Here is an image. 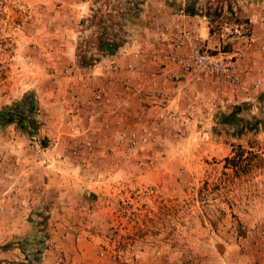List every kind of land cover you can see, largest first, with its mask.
Listing matches in <instances>:
<instances>
[{
  "label": "rangeland",
  "instance_id": "374dc122",
  "mask_svg": "<svg viewBox=\"0 0 264 264\" xmlns=\"http://www.w3.org/2000/svg\"><path fill=\"white\" fill-rule=\"evenodd\" d=\"M260 94L264 0H0V264H264Z\"/></svg>",
  "mask_w": 264,
  "mask_h": 264
},
{
  "label": "trees",
  "instance_id": "16d2710c",
  "mask_svg": "<svg viewBox=\"0 0 264 264\" xmlns=\"http://www.w3.org/2000/svg\"><path fill=\"white\" fill-rule=\"evenodd\" d=\"M187 12L192 13V8L186 9ZM89 27L92 28V33L83 38L81 46L84 48V53L80 51L78 60H95L85 56V52L90 49H94L98 56L112 54L121 43L116 41V36L111 32L110 25H107V19L105 14L100 13V10L91 11ZM82 53V54H81ZM264 94H260L257 99L261 100ZM33 107V101L28 96L22 97L21 100L12 103L10 106H4L0 109V125L14 124L20 131L30 132L34 131L33 120L31 119V109ZM241 107H235L229 114H222L220 123L223 125H230L233 129V134L240 135L244 131H254L257 125L264 124V119L259 120L252 118L248 120L243 116H238ZM233 162L234 157L227 159L226 162Z\"/></svg>",
  "mask_w": 264,
  "mask_h": 264
},
{
  "label": "built area",
  "instance_id": "2783aa9c",
  "mask_svg": "<svg viewBox=\"0 0 264 264\" xmlns=\"http://www.w3.org/2000/svg\"><path fill=\"white\" fill-rule=\"evenodd\" d=\"M228 29H229L230 34L233 33V34L240 35L242 33L241 27L237 25H232ZM194 55L196 59L194 61L197 62L199 66L205 67L206 69L211 68L210 66H212L215 69L221 67L220 64L215 63V62L213 63L211 60H209L208 56H206L205 54H199L197 50L194 51Z\"/></svg>",
  "mask_w": 264,
  "mask_h": 264
},
{
  "label": "crops",
  "instance_id": "0c3cea01",
  "mask_svg": "<svg viewBox=\"0 0 264 264\" xmlns=\"http://www.w3.org/2000/svg\"><path fill=\"white\" fill-rule=\"evenodd\" d=\"M202 34H203V32H202ZM207 43H209V41H207Z\"/></svg>",
  "mask_w": 264,
  "mask_h": 264
}]
</instances>
